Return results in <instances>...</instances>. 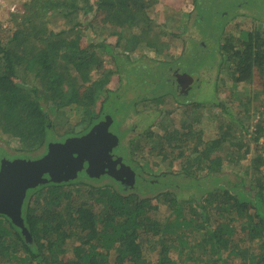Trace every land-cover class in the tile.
<instances>
[{
	"label": "trees",
	"instance_id": "trees-1",
	"mask_svg": "<svg viewBox=\"0 0 264 264\" xmlns=\"http://www.w3.org/2000/svg\"><path fill=\"white\" fill-rule=\"evenodd\" d=\"M205 1L195 0V21L205 13ZM136 2L139 16L153 22L159 0ZM129 3L25 0L0 20V141L5 136L16 142L36 140L46 150L51 142L84 134L109 113V105L118 100L105 88L109 76L101 78L106 94L101 110L89 104L98 99V67L108 57L118 65L121 61L112 44L105 38L94 42L89 31L97 11L105 9L104 29L117 45L132 28L125 21ZM165 13V35L169 27L184 25L186 14L169 8ZM215 32L219 70L232 84L252 86L260 79L253 99L242 105L256 104V123L244 125L238 108L235 112L234 105L222 103L220 114L212 106L211 136L193 124L156 135L149 149L158 161L155 167L167 169L160 174L150 173L153 164L144 159L145 145L136 142L141 179L133 186L83 172L77 180L30 190L22 209L30 238L0 215V264H264V28ZM149 33H132L128 49L137 50ZM21 72L31 74L32 84L19 82ZM221 81L226 83L225 76ZM81 110L86 117L82 129L81 122L73 121ZM250 141L256 152L243 163ZM24 155L0 146V164L8 156ZM143 248H148L146 256Z\"/></svg>",
	"mask_w": 264,
	"mask_h": 264
},
{
	"label": "rangeland",
	"instance_id": "rangeland-1",
	"mask_svg": "<svg viewBox=\"0 0 264 264\" xmlns=\"http://www.w3.org/2000/svg\"><path fill=\"white\" fill-rule=\"evenodd\" d=\"M24 1L0 0V20L3 21L9 13L16 12ZM262 1L264 2V0H207L205 1V13H202V17L195 21L196 16L199 17L195 10V0H159L157 12L153 16L154 21L148 22L145 17L139 16V4L136 0H129L125 21L131 24L132 28L124 31L123 38L117 45H115V37L109 36L104 29L108 24L106 10L97 11V18L94 20L95 27L89 31V34L92 32L95 34L93 35L94 42L105 38L108 43L112 44L115 47L114 55L121 62L118 65L119 62H116L115 57H108L98 67L97 72L100 75L98 77L100 80L97 79L99 85L96 90L98 99L88 104L94 107L95 112H99L101 103L106 97L101 78L109 76L105 88L113 90L115 94L112 98L114 101L116 98L118 100L109 105L108 117H105L111 120V123L114 122L112 130L118 131L121 146L116 148L115 152L125 156V162L136 171L138 180L141 179V173L135 165L142 160V157L140 154H134L136 142H142L141 145H145L146 157L144 159L154 165L158 161L155 156L150 155L149 147L150 144L157 143L156 135H165V130L171 126L183 131L189 126L188 124H193L194 127L204 128L205 134L211 136L214 132L209 116L212 115L213 109H215L214 112L218 111L220 114L219 107L222 103L228 108L234 105L235 112L238 108L239 119L244 125L251 126L256 123L257 115L254 111L256 104L246 108L242 105L253 99V89L260 88V79L257 77L252 86L233 85L229 77L219 70V57L216 54L219 43L213 35L216 33V28L221 27H225L230 32L264 28V3ZM165 8L177 14L187 15L180 22L184 25L178 28L173 27V29L169 27L170 34L167 35H165L166 29L162 28L167 17ZM230 9L232 10L227 14L223 11ZM142 31H150L147 42L140 44L135 51L129 50L128 37L134 32ZM87 43V41L84 42L85 45ZM175 73H177L176 76ZM178 74H186L193 80L186 92L178 86ZM224 76L226 83L221 81ZM18 79L22 84L33 82L31 74L24 72L18 75ZM232 87L234 90H231ZM151 88L154 93H151ZM104 112H106V107ZM168 112L172 113L171 118H164V114ZM84 119H86L84 111L74 113V122L82 123ZM99 121L94 125L101 124ZM83 126L82 123L80 129ZM0 137H2L1 134ZM68 138L55 142H63ZM0 146L7 148L10 153L19 150L27 154L22 158H35L45 152L44 147H40L36 140L16 142L5 136L0 141ZM254 147V143L250 141L243 163L255 154ZM7 159L15 158L8 156ZM153 165L151 174L157 175L167 170L163 165L159 164L158 167ZM174 168H178L177 163ZM226 169L229 170L228 166ZM196 235L199 239L201 233L197 232ZM147 253L148 248H143L142 255L146 256ZM150 256L155 257L153 254Z\"/></svg>",
	"mask_w": 264,
	"mask_h": 264
},
{
	"label": "water",
	"instance_id": "water-1",
	"mask_svg": "<svg viewBox=\"0 0 264 264\" xmlns=\"http://www.w3.org/2000/svg\"><path fill=\"white\" fill-rule=\"evenodd\" d=\"M102 124L94 125L88 133L51 142L42 157L2 159L0 164V215L7 216L21 228L26 238L30 235L25 227L22 209L30 190L49 183H63L77 180L81 173L99 179L108 175L123 183H136L135 172L122 163V158L112 154L119 139L102 129ZM114 140L113 142L111 141ZM121 162L117 168L115 161ZM128 171L131 178H124L121 171Z\"/></svg>",
	"mask_w": 264,
	"mask_h": 264
},
{
	"label": "flooded vegetation",
	"instance_id": "flooded-vegetation-1",
	"mask_svg": "<svg viewBox=\"0 0 264 264\" xmlns=\"http://www.w3.org/2000/svg\"><path fill=\"white\" fill-rule=\"evenodd\" d=\"M177 75V73H175V76ZM177 83H178V86L181 88V90H183L184 92H186L187 90H188V88L191 86V84L193 83V80L191 79V78H189V76L188 75H186V74H178V77H177ZM101 110V109H100ZM108 114H104V116L100 119V121L99 122H101V124H102V126H103V130L106 128V127H108V131L110 132V133H112V134H114L117 138L119 137L118 136V131L117 130H112L113 129V127H114V122H112L111 123V120H107V118L106 117H108L107 116ZM106 116V117H105ZM107 120V121H106ZM86 133H88V131L87 132H85L84 134H86ZM84 134H81V135H79V136H82V135H84ZM119 139V138H118ZM111 141L113 142L114 140H112L111 139ZM121 146V142L119 141V144H118V146L116 147L117 149L119 148ZM116 148H114L113 149V151H112V154L113 155H115V156H117L118 158H122V163H125L126 165H128L126 162H125V156H123V155H121L120 153H116L115 151H116ZM46 152H47V149L45 150V152H43L42 153V155L41 156H39V157H42L44 154H46ZM39 157H37V158H39ZM14 160V159H13ZM115 164L117 165V168H115V170L117 169H119L120 168V165H121V162L119 161V160H116L115 161ZM129 166V165H128ZM120 173H122V175H123V177L124 178H126V179H128V181L130 180V178H131V174H129L128 173V171H126V170H124V171H121ZM104 176H107V175H104ZM135 178H136V180L138 179V176H137V173L135 172ZM131 182V181H130ZM129 182V184H131ZM125 184H128V183H125Z\"/></svg>",
	"mask_w": 264,
	"mask_h": 264
},
{
	"label": "built area",
	"instance_id": "built-area-1",
	"mask_svg": "<svg viewBox=\"0 0 264 264\" xmlns=\"http://www.w3.org/2000/svg\"><path fill=\"white\" fill-rule=\"evenodd\" d=\"M260 143L264 147V132H263V135L260 137Z\"/></svg>",
	"mask_w": 264,
	"mask_h": 264
}]
</instances>
